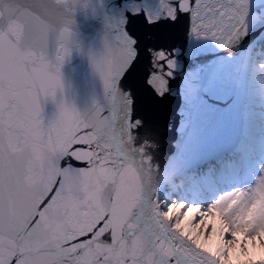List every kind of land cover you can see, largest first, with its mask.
Masks as SVG:
<instances>
[{"label": "snow or ice", "instance_id": "1", "mask_svg": "<svg viewBox=\"0 0 264 264\" xmlns=\"http://www.w3.org/2000/svg\"><path fill=\"white\" fill-rule=\"evenodd\" d=\"M76 2L0 0V264H264V175L202 203L145 187L136 171L137 151L152 159L133 141L136 98H164L174 67V49L149 29L189 14L190 33L228 48L247 33L230 0L130 12L145 31L133 35L125 17L108 54L92 58L107 108L81 115L61 95L45 122L41 98L64 91Z\"/></svg>", "mask_w": 264, "mask_h": 264}, {"label": "water", "instance_id": "2", "mask_svg": "<svg viewBox=\"0 0 264 264\" xmlns=\"http://www.w3.org/2000/svg\"><path fill=\"white\" fill-rule=\"evenodd\" d=\"M230 3L247 33L228 48L190 33L189 14L181 13L178 23L161 21L149 29V39L153 34L163 37L170 51L174 49V67L164 98L148 101L137 96L135 101L134 118L142 124L134 126L133 141L136 146L147 142L143 155L152 158L150 163H140L141 153L134 154L145 187L160 186L164 194L187 173L223 159L241 140L252 54L264 44V0ZM158 7L159 0H77L72 5L71 54L60 68L64 91L58 92L55 100L41 98L45 122L57 112L61 95L81 115L94 111L97 104L107 108V94L92 58L108 54L125 17L129 16L126 30L133 35L145 31L142 20L130 12L139 9L142 16ZM134 83L135 73H129L124 84L134 87ZM151 173L174 174L173 182L148 186L146 177Z\"/></svg>", "mask_w": 264, "mask_h": 264}, {"label": "rangeland", "instance_id": "3", "mask_svg": "<svg viewBox=\"0 0 264 264\" xmlns=\"http://www.w3.org/2000/svg\"><path fill=\"white\" fill-rule=\"evenodd\" d=\"M255 51L249 79L250 101L246 105L248 121L242 147L218 161L217 168L213 167L204 176L195 178L189 189L185 190L180 183L174 182L164 195L207 203L217 196L249 189L256 184L258 177L264 175V112L255 113L264 110V44ZM239 155L240 159L243 157L242 160L238 159ZM248 164L251 169L245 168ZM246 170L249 173L242 176Z\"/></svg>", "mask_w": 264, "mask_h": 264}, {"label": "clouds", "instance_id": "4", "mask_svg": "<svg viewBox=\"0 0 264 264\" xmlns=\"http://www.w3.org/2000/svg\"><path fill=\"white\" fill-rule=\"evenodd\" d=\"M173 175L169 176H160L158 173H151L146 177V184L148 186H153L157 183H172L173 182ZM105 251L108 253V255L113 256L115 258H119V254L117 252H114L111 248V245H106Z\"/></svg>", "mask_w": 264, "mask_h": 264}, {"label": "bare ground", "instance_id": "5", "mask_svg": "<svg viewBox=\"0 0 264 264\" xmlns=\"http://www.w3.org/2000/svg\"><path fill=\"white\" fill-rule=\"evenodd\" d=\"M261 45H262V44H261ZM261 45H260V46H261ZM255 52H256V51H255ZM255 52H253V54H252L253 56H254Z\"/></svg>", "mask_w": 264, "mask_h": 264}, {"label": "trees", "instance_id": "6", "mask_svg": "<svg viewBox=\"0 0 264 264\" xmlns=\"http://www.w3.org/2000/svg\"><path fill=\"white\" fill-rule=\"evenodd\" d=\"M213 168V167H212ZM212 168H209V169H212ZM217 168V167H216ZM214 169H215V167H214Z\"/></svg>", "mask_w": 264, "mask_h": 264}]
</instances>
